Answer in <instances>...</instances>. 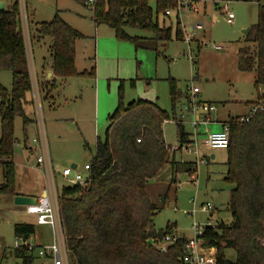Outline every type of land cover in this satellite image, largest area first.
I'll return each instance as SVG.
<instances>
[{"label":"trees","instance_id":"1","mask_svg":"<svg viewBox=\"0 0 264 264\" xmlns=\"http://www.w3.org/2000/svg\"><path fill=\"white\" fill-rule=\"evenodd\" d=\"M76 1L87 5L86 0ZM151 1L95 0L93 5L87 6L92 9L95 27L106 26L117 40L130 42L135 50L150 51L159 56L160 50H164L169 42H183V37L179 20L174 32L171 26L160 27L157 20H153ZM154 1L156 15L165 16L166 11L175 10L177 6V0ZM19 20V3L14 0L8 10L0 12V72H8L11 76L9 90L0 84V167L3 178L0 196L12 199L16 196L14 121L22 119L25 146L26 127L31 123L26 107L33 105L29 63ZM127 30H140L150 37H130ZM82 38L57 15L48 23L36 24L30 31L31 45L47 46L45 51L49 57L43 60L49 63L48 69L53 75L51 80L38 83L40 100H47L50 92L55 90L56 79L65 81L80 76L94 79V67L88 73H78L75 69V43ZM237 64L240 72L254 75L256 101H262L264 6L257 8V22L244 37L243 46L237 53ZM169 95L174 120L176 106L185 94L179 93L171 82ZM118 97L119 104L108 117L104 138L96 141L88 165V180L83 185L57 189L68 254L73 264H182L186 243L183 237H178L164 253L153 244L160 243L166 236H174L175 226L167 224L164 230L154 229L153 218L162 210L166 197L161 196L160 202L153 201L148 187L166 170L170 173L171 184L176 186L177 176L184 173L192 177L196 165L173 160L174 153L165 144L162 131L164 123L170 119L167 112L142 100L124 106L120 93ZM238 120L239 117H229L225 122L229 145L225 150L223 181L232 187L226 205L232 222L206 227L202 238L205 247L216 250L215 264H264V113H259L249 123ZM175 125L178 145L189 143L190 137L184 126ZM35 227L31 222L16 223L13 225L14 237L27 240L35 235ZM226 251L234 253V260L226 258ZM13 257L24 264H33L37 260L24 251L14 252Z\"/></svg>","mask_w":264,"mask_h":264},{"label":"rangeland","instance_id":"2","mask_svg":"<svg viewBox=\"0 0 264 264\" xmlns=\"http://www.w3.org/2000/svg\"><path fill=\"white\" fill-rule=\"evenodd\" d=\"M14 0H0L4 10H8ZM19 29L25 38L29 71L36 76L37 84L32 80L36 90L40 74L41 57L46 59V45L36 47L28 43L29 29L40 23L50 22L55 15L72 29L80 33L83 38L75 43V69L78 73L90 72L92 64L95 67V77L88 76L69 78L65 82L56 79V88L52 90L47 100L40 101V124L46 136V146L53 173L56 176V186L60 189L70 186L67 181L58 177L64 169L76 166L75 172L82 178L88 173L84 170L94 155L95 131H98L100 140H103L109 125L108 117L119 104L118 94L122 96L124 106L135 101H148L155 104L160 110L167 112L170 119L162 127L166 145L177 148V129L172 119L169 88L174 82L176 90L185 94L191 86L200 91L198 100L214 104L217 108V119L227 120L228 116L241 113L240 105L254 101L257 92L254 89L252 73L238 70L237 53L243 46V32L257 22V8L264 6V0H178L191 2L197 6V12H181L176 17L175 10L166 18L161 13L156 15V4L152 0L149 5L153 10V20H157L161 27L171 26L172 32L179 19L183 42L172 40L159 56L145 50H135L127 41H119L114 32L106 26L95 27L91 7L76 0H20ZM19 3V0H18ZM21 8V9H20ZM227 14H232L233 24L226 23ZM164 23V24H163ZM199 26L201 30L196 31ZM26 33V35L24 34ZM28 33V34H27ZM130 37H150L140 30H127ZM30 36V34H29ZM188 41V46L185 42ZM46 46V47H45ZM45 47V48H44ZM218 48V49H216ZM32 50L33 54H30ZM196 57V64L189 61ZM35 60V64H34ZM43 78V77H41ZM0 84L6 89L11 87V76L8 72H0ZM264 96V89L260 90ZM32 97V96H31ZM264 99V98H263ZM181 104L175 109L176 118L179 116ZM35 106L26 107L27 118L31 121L26 127L28 146L34 151L29 153L24 148L22 119L14 121L13 163L16 170V191L23 189H38L39 177H45L44 168L38 169L36 159L40 156L37 118ZM215 113L212 114L213 119ZM210 133L219 132L218 125H209L206 128ZM186 133L192 129L184 125ZM204 134L205 128L199 129ZM93 132V133H92ZM203 137H198L201 141ZM87 147H86V146ZM191 151L194 150L192 145ZM200 156L209 162L207 165H197L193 177L186 174L177 176L175 186L170 182L168 170L161 173L157 181L149 184L148 194L153 201L160 202L165 196L162 210L153 218L154 229L164 230L167 224L174 225V234L185 240L193 237V225L199 227H215L218 223L232 222L226 205L230 199L232 187L223 181L226 173V151H211L199 147ZM214 156V160L210 156ZM195 155L183 150L174 153L175 162H196ZM37 166V167H36ZM28 172L27 178L18 175L21 170ZM37 170V171H35ZM45 180V178H44ZM3 183L0 167V185ZM57 195V191L55 190ZM159 199V200H158ZM192 202L196 210L209 203L213 209L209 214L196 212L192 214ZM12 198L0 196V245L12 248L14 244L13 225L16 223H33V219L16 210ZM212 215V216H211ZM46 233L50 241V232L47 228L35 227V235ZM34 236V237H36ZM202 241V239H201ZM225 256L234 260V253L226 251ZM37 261V260H36ZM15 263V261H11ZM10 262V263H11ZM67 263L73 264L68 254ZM3 264V263H1ZM39 264V262H34Z\"/></svg>","mask_w":264,"mask_h":264},{"label":"built area","instance_id":"3","mask_svg":"<svg viewBox=\"0 0 264 264\" xmlns=\"http://www.w3.org/2000/svg\"><path fill=\"white\" fill-rule=\"evenodd\" d=\"M95 0H86L87 5H93ZM19 6L21 7V1L19 0ZM177 11L176 17L179 18L181 12L193 11L196 12L195 4L191 2H179L177 0ZM21 9V8H20ZM171 15L170 11H166L165 16L169 17ZM20 19L23 20V17L20 15ZM233 15L227 14L226 23L229 25L233 24ZM179 20V19H178ZM20 23V20H19ZM196 31L201 30L199 26L195 27ZM21 31V30H20ZM22 32V31H21ZM26 35V33H24ZM28 34V33H27ZM25 39V38H24ZM29 39V34H28ZM188 44V41L185 42ZM218 49V48H216ZM189 61L193 64L196 60L192 59L189 56ZM29 63V60H28ZM30 64V63H29ZM30 69V65H29ZM31 84L33 86L32 80L37 84L36 76L30 72ZM200 91L198 88L191 86L189 90L185 93V97L181 104V109L179 111V116L174 119L175 124H181L184 126L188 124L192 133L189 134V143L178 145L177 148L170 147V151L175 153L183 150L184 152L191 153L195 155V173L197 171V165H207L205 159H203L199 154V147H204L211 151H225L229 145V132L227 125L222 123V130L216 133H210L206 128L209 125L216 124L217 122L213 119L212 114L216 113L217 108L214 104L201 102L198 100ZM32 101L35 106V114L37 118L39 117L37 123L39 141L33 140L34 144L39 143L40 156L36 159V164L38 166H43L48 179V192L45 196H41L36 199L35 205L25 206L22 208V213L32 217L33 224L38 227L48 228L50 231L51 241L47 245H39L34 242V236L29 237V239L24 240L21 237H17L14 240L12 248L8 249L0 245V254L5 251H10L14 254L16 251H24L27 256L35 257L37 260H47L49 264H68L67 256L68 250L66 246L61 216L59 214L58 204H57V195L55 194V189L53 187V178L55 177L53 169L49 160V153L47 151V142L44 130L40 124V95L38 87L36 90L32 87ZM259 113H264V99L262 101H255L249 107L247 114L239 116L240 123H249L253 118H255ZM205 128L204 134L200 133L199 129ZM198 137H203L201 141H198ZM139 142V141H138ZM194 146V150L191 151V146ZM88 165L84 166V170L88 172ZM60 177L67 181L71 185L80 184L83 185L87 180L82 178L79 174L73 169H64L60 173ZM193 177V175H192ZM192 214L196 212H201L202 214H209L213 211L211 205L206 203L202 205L199 210H196V205L192 202ZM209 227V223L207 225ZM206 228V227H205ZM203 227H197L193 225L192 232L193 237L191 239L185 240L186 243L183 249V256L181 258L182 264H215L216 250L214 248L205 247L204 240L202 238L204 229ZM178 237L166 236L160 243L155 244L156 249L160 253H164L166 249L177 241ZM202 239V241H201ZM15 261V260H14ZM24 264L21 262L10 263L5 262L4 264Z\"/></svg>","mask_w":264,"mask_h":264},{"label":"crops","instance_id":"4","mask_svg":"<svg viewBox=\"0 0 264 264\" xmlns=\"http://www.w3.org/2000/svg\"><path fill=\"white\" fill-rule=\"evenodd\" d=\"M196 12H197V6H196ZM29 34H30V29H29ZM28 43H29V46H30V49H31L32 48V45H31V41H30V36H29V39H28ZM26 52H27V48H26ZM45 53H46V59H48V57H49L48 51H45ZM30 54H33L32 53V50L30 51ZM41 58H42V60L45 59L44 57H41ZM34 64H35V60H34ZM48 67H49V63L48 62H41L40 69H39L40 70V74H38L40 76L39 77V80H38V83H43V82L48 81V80H51L53 78L52 72L48 69ZM92 67H94L93 64H92ZM41 77H43V78H41ZM65 81H63V82H65ZM55 84H56V81H55ZM253 84H254V77H253ZM260 96H262L264 98V96L262 94H260ZM256 99H257V97H256ZM256 99L254 101H249V102L244 103L243 105H240L241 113H239V114H237L235 116H228L227 119L229 117H239V116H242V115L247 114L250 104L253 103V102H255ZM214 117H215L214 120L217 122L216 125H218L220 127V130L219 131H221L222 130L221 124L222 123H225L227 120L219 121L217 119V113H215V116ZM213 125H215V124H213ZM94 131H95V134H96L95 135V144H96V141H97V139L99 137H97L98 136V131L95 129V127L93 129V132ZM24 148L29 153H32L34 151L29 146L27 148L24 146ZM30 151H32V152H30ZM211 160H214V156H213V159H211ZM41 167H42V169L44 168L43 166H38L37 168L40 169ZM43 170L45 172V169H43ZM35 171H37V170H35ZM16 175H17V173H16V170H15V176ZM18 175L22 178V180L25 179V178H27V176H29L28 175V172L26 170H23V169L18 173ZM58 177L61 178L60 177V174H58ZM44 178H45V180H44ZM39 180H40V182H39L40 185H39L38 189H34V188H31V189H23L22 188L23 191H19V190L16 191L17 183L15 182V193H16V196L32 197V198H39L41 196H45L47 194V192H48V179H47L46 172H45V177L41 175L39 177ZM53 187L57 191L56 176L53 178ZM12 201H13V199H12ZM16 210H19L20 212H22V208H20V207L16 208ZM41 228H43V227H41ZM47 230H48V232H50L48 228H47ZM34 236H36V235H34ZM50 241H51V238H50ZM50 241H48L46 239V233L45 232L44 233L43 232H40V234L38 236L34 237V242L37 243V244H39V245H47V244L50 243ZM0 260H1V262L3 264L5 262L14 261L13 253L10 252V251H5L4 253H1L0 254ZM34 262H39V264H49V262L47 260H37V261H34ZM34 262H33V264H34Z\"/></svg>","mask_w":264,"mask_h":264},{"label":"water","instance_id":"5","mask_svg":"<svg viewBox=\"0 0 264 264\" xmlns=\"http://www.w3.org/2000/svg\"><path fill=\"white\" fill-rule=\"evenodd\" d=\"M4 11V4L0 3V12ZM248 33V30L243 32V35L246 36ZM210 159H213V156L210 157ZM71 169L75 170L76 166L72 165ZM36 199L32 197H23V196H15L13 198V204L15 207H25V206H31L35 205Z\"/></svg>","mask_w":264,"mask_h":264}]
</instances>
